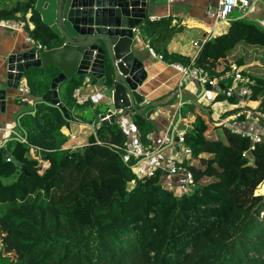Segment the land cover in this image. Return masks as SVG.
<instances>
[{
    "label": "trees",
    "instance_id": "1",
    "mask_svg": "<svg viewBox=\"0 0 264 264\" xmlns=\"http://www.w3.org/2000/svg\"><path fill=\"white\" fill-rule=\"evenodd\" d=\"M36 1L16 0L0 8V20L30 13L31 38L50 50L53 33L34 9ZM146 22L149 48L168 64L199 66L211 78H221L231 66L241 68L253 81L249 101H260L263 112V28L233 20L190 62L166 49L179 31L172 18ZM58 74L55 67L27 70L28 98L36 102L32 107L20 103L19 127L29 145L5 144L17 164L0 151V264H264V195L256 193L264 186V138L253 142L216 125L193 104L183 105L182 120L193 117L184 140L191 159L183 166L194 187L176 195L163 187L164 173L139 179L110 147L126 142L117 124L95 129V137L82 148L63 149L67 139L62 130L86 108L73 94L88 76L74 75L59 85L66 118L40 100ZM220 84L227 88L230 80ZM223 100L220 94L214 103ZM244 119V114L238 117ZM132 120L148 146L154 125L143 114L134 113ZM30 147L49 164L42 172Z\"/></svg>",
    "mask_w": 264,
    "mask_h": 264
},
{
    "label": "water",
    "instance_id": "2",
    "mask_svg": "<svg viewBox=\"0 0 264 264\" xmlns=\"http://www.w3.org/2000/svg\"><path fill=\"white\" fill-rule=\"evenodd\" d=\"M151 3L153 0H37L34 9L53 33L50 43L55 47L45 50L29 44L20 52L1 56L0 70L4 67L5 71L0 73V112H4L6 89L17 90L28 69L55 67L59 74L40 100L60 109L66 118L67 110L60 101L58 87L72 76L82 75L93 78L109 96L106 111L98 110L93 125H113L120 116L125 118L132 111L145 113L149 119L155 107L177 95L150 102L141 91L148 72L138 56L135 31L147 19ZM223 88L222 84L207 86L217 94ZM183 94L198 110L211 115L210 108L196 97ZM0 151L4 159L17 164L5 148Z\"/></svg>",
    "mask_w": 264,
    "mask_h": 264
},
{
    "label": "crops",
    "instance_id": "3",
    "mask_svg": "<svg viewBox=\"0 0 264 264\" xmlns=\"http://www.w3.org/2000/svg\"><path fill=\"white\" fill-rule=\"evenodd\" d=\"M15 2L16 0H2L0 2V8L12 7ZM207 6L208 3L204 0H175L172 5H168L166 0H153L146 20L155 23L162 18H172V24L178 28L179 31H177L168 41L166 49L169 54H177L178 56L192 62L195 60V56L198 52L197 48L192 46V43L201 39L212 25V21L206 14ZM29 17L30 13H27L25 16L18 15L17 20H0V23L6 22L11 25V27L0 26V60L2 59L1 56L20 52L29 44L40 45L30 36L34 26L30 23ZM151 18H154V20H151ZM237 19H244L253 22L264 29V12L261 17L254 14L249 17L241 18L239 13L238 17L234 18L232 15V20ZM146 20L143 21V23L135 31L137 33L136 37L138 40L137 47L140 50V52H138V56L143 61L148 72L147 79L141 87V91L146 100H150V102L161 101L164 98H169V96H173L177 93V95H174L173 99L168 101L166 104L155 107L153 109V114L149 119L146 118L145 113L143 114L145 119L151 121L154 125V129L147 135V140L150 142L148 147L151 148L158 145L168 122L175 114L176 103L181 102L183 105L190 103V101L185 98L183 93L190 94L195 97L196 92L193 83L184 82L181 75L174 70L173 64L179 63L176 62L168 64L163 61V59L157 60L148 53V48L152 46L150 44V36L147 35ZM209 22L210 26L205 27ZM17 23H22L24 25L23 28L17 29L15 27ZM229 23L221 25L226 26L224 31H220L218 26L220 34L227 31ZM198 31H201L202 33L201 38L196 37ZM4 71V67H1L0 73H3ZM88 77L90 78V83L81 88V93L87 97L86 103L82 104L85 105L86 108L77 113L78 118L74 119L69 124V128L65 127L62 130L63 134L67 138H69V135L75 136L74 140H68V142H65L63 145V148L65 149L67 147L86 146L89 143V139L94 135L92 125L95 116L99 114L98 110H102V112L106 111L105 108L100 109L99 106H106L109 102V96L106 91L101 88L93 78L90 76ZM4 79L5 77L1 80ZM22 79L26 85L25 74ZM2 88L4 89V87ZM210 92L214 91L211 89ZM22 97L23 96L18 90L6 89L4 112H0V128L14 129L17 131V124L23 113V108L20 105ZM28 99V102L24 103L26 105L28 104L29 107H32L34 102H36V99L34 100L31 97ZM203 104L210 108L212 116L215 117H217V114H220L223 118L228 119L233 117L236 113H239V111L233 110L231 105L213 103V100L211 102V99ZM148 110L149 109L146 111ZM241 110L244 115L246 114L244 121H238L237 118L238 123L236 120H233V123H236L242 132H247L249 134L257 135L260 138H264V115L261 110L260 101H248L243 105ZM248 115H251L250 118H248ZM133 116L134 112L132 111L127 117H121L122 120L120 121L123 123H133ZM258 117H260L261 120H258ZM120 121L115 124L119 126ZM189 121V123H192L193 117ZM98 127L100 126L97 125L96 129ZM126 131V142H133L135 140L134 128H130ZM5 138H8L7 133H0V139ZM182 179L183 177L180 175L171 176L168 179L164 177L163 185L166 189H170L175 193H178V187L180 186V181Z\"/></svg>",
    "mask_w": 264,
    "mask_h": 264
},
{
    "label": "built area",
    "instance_id": "4",
    "mask_svg": "<svg viewBox=\"0 0 264 264\" xmlns=\"http://www.w3.org/2000/svg\"><path fill=\"white\" fill-rule=\"evenodd\" d=\"M174 1L175 0H166L168 5H172ZM204 1L208 3L206 14L212 21V25L201 39L192 43V46L196 47L198 50L195 59L198 56V53L201 50L202 46L206 42L215 39L216 36L220 35L218 26L231 22L232 15L235 10L239 11L241 18L249 17L254 14H257L258 17H261L264 12V0ZM151 20H154V18H151ZM0 26L11 27V25L7 24L6 22H1ZM23 26L24 25L22 23H17L15 25L17 29H22ZM148 53L153 58L162 60V56L155 53L153 49L148 48ZM173 68L181 75V78L184 82L193 83L196 92L195 97L202 105H204L203 103H206L209 99H211V102L213 100L214 103L215 98L218 95L222 94L224 96V100L216 103L231 105L233 110L239 111V113H236L233 117H230L228 119L223 118V116L222 118H218L212 116L211 114V117L216 125H225L234 133L250 137L253 142L260 141V137H258L257 135L249 134L247 132H242L240 128H238L236 123H233V120H236L237 122V118L240 115L244 114L241 109L243 105L249 101V96L251 95L250 87L253 85V81L249 77L244 76L241 73V68L237 66H231L230 70L221 78H211L208 73L199 66L189 65L185 67L180 64H173ZM223 79L230 80V85L227 88L224 87L220 94H217L216 92H210L211 90L207 89V86L213 88L220 85V82ZM89 83L90 78L86 77L84 80V86H87V84ZM17 90L23 96L20 101L28 102L29 90L24 84L23 79L20 80ZM73 97L75 98L76 103L79 105H82L87 101V97L81 93V88L75 90ZM229 99H234L235 103L229 102ZM182 106L183 103H176L175 114L173 118H171L168 122V125L166 126V129L164 130V133L162 134L157 146L151 148L145 146L141 142L139 138L140 136L134 128L132 122H121V116L117 119V122L120 121L119 128L126 135V130L134 128L135 140L133 142H125L123 146H110L116 153L121 154L122 161L125 164L129 165L130 169L139 179H142L144 177H152L158 171L164 173L167 179L175 175L182 176L183 179L180 181L178 193H175L173 190H171L176 195L189 193L194 187L192 174L188 172L183 166L184 162L191 159V150L184 143L185 136L191 129V123H189V120H182L180 114V109ZM250 116L251 115H248V118H250ZM96 126L92 125V128L94 130V137ZM2 132L7 133L8 138L0 139V148H4L5 144L11 140L24 145H29L25 133L19 127V121L17 124V131L14 129L0 128V133ZM68 137L69 140L75 139V136L73 135H69ZM97 144L100 145L101 143L97 141ZM82 147L84 146L67 147L66 149H77ZM29 153L32 158L36 159L39 162L41 166V172L49 166L48 162L41 158L38 149L30 147ZM131 162H134V164L131 165Z\"/></svg>",
    "mask_w": 264,
    "mask_h": 264
},
{
    "label": "rangeland",
    "instance_id": "5",
    "mask_svg": "<svg viewBox=\"0 0 264 264\" xmlns=\"http://www.w3.org/2000/svg\"><path fill=\"white\" fill-rule=\"evenodd\" d=\"M238 15H239V11L235 10V13L233 14V17L236 18V17H238ZM208 26H210V22L205 27H208ZM219 29H220V31H224L226 29V26H221L220 25ZM201 35H202L201 31H198V33L196 34V37L197 38H201ZM99 108L102 109V108H106V107L105 106H99ZM217 117L218 118H222V116L220 114H217ZM66 139H67L66 142H68L69 138L66 137ZM261 186L258 188L256 193L259 194V195H264V186L262 188H261ZM261 218L264 219V212L261 214Z\"/></svg>",
    "mask_w": 264,
    "mask_h": 264
},
{
    "label": "bare ground",
    "instance_id": "6",
    "mask_svg": "<svg viewBox=\"0 0 264 264\" xmlns=\"http://www.w3.org/2000/svg\"><path fill=\"white\" fill-rule=\"evenodd\" d=\"M175 70V69H174Z\"/></svg>",
    "mask_w": 264,
    "mask_h": 264
}]
</instances>
